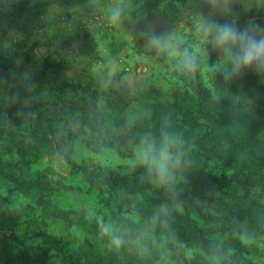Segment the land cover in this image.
Masks as SVG:
<instances>
[{"label":"trees","instance_id":"trees-1","mask_svg":"<svg viewBox=\"0 0 264 264\" xmlns=\"http://www.w3.org/2000/svg\"><path fill=\"white\" fill-rule=\"evenodd\" d=\"M58 1L0 0V19L27 39L31 21ZM195 1L204 8V0ZM36 45L18 60L0 42V264H160L162 252L143 248L146 234L167 237L174 264H264L241 241L264 238V83L255 74L225 83L211 72V87L197 57L194 73L177 69L169 93L156 90L161 97L138 114L136 91L124 77L91 73L101 55L88 34L53 35L34 53ZM162 131L186 140L184 170L168 186L143 168L131 173L77 161L85 151L127 155L142 137L159 143ZM246 153L257 158L248 173ZM52 157L104 196L111 216L103 220L121 229V249L101 237L100 219L50 210L57 189L39 165ZM216 163L226 168L215 171ZM18 194L30 203L13 207ZM50 215L73 239L49 230Z\"/></svg>","mask_w":264,"mask_h":264},{"label":"rangeland","instance_id":"rangeland-1","mask_svg":"<svg viewBox=\"0 0 264 264\" xmlns=\"http://www.w3.org/2000/svg\"><path fill=\"white\" fill-rule=\"evenodd\" d=\"M157 3L159 8H154L153 0H61L48 6L31 21L26 29L27 39L24 32L16 31V25L10 24L7 18H1V51L7 52L8 54H5L7 57L14 56L21 60L33 43L41 44L35 47L34 53H38L45 49L43 44L53 35L71 38L86 33L94 39L98 46V53L101 55L100 60L91 66V73L96 76L102 70H106L108 75L124 77L127 84L136 91L137 99L134 109L138 114H142L148 111L150 108L148 104L153 103L152 99L161 97L156 90L162 92L164 96L169 93L171 83L174 81L173 76L177 71L175 60L156 51L153 52L154 50L146 45L144 33L169 32L183 40L181 48L188 47L197 54L206 84L211 87L212 70L209 65L217 60L216 53L209 46L201 44L195 33L194 29L198 20L196 13L200 10L197 1L191 0L186 6H182L176 0H157ZM236 5L234 13L238 17L240 26H243L249 17H255L264 25L262 0H239ZM114 8L121 10V18L118 22L110 19V13ZM247 8L253 9L245 11ZM96 12L102 15L103 25H96L93 22ZM135 29L140 32L137 36L134 33ZM33 67L32 65L31 69ZM134 147L127 155H120L112 149L97 153L85 151L77 158V161L84 163L85 160H93L101 166L132 173L139 169L132 168L128 162ZM243 157L246 160L245 173H248L247 170L257 164L255 160L257 158L253 153H246ZM39 167L47 172L57 189L50 197L54 199L52 201L55 203V209L50 210L63 213L76 210L94 219L111 216L105 205L104 196L90 190L85 178L70 169L61 158L44 159ZM215 167V171L226 168L217 163ZM229 171L231 172L230 169ZM13 198L15 200L12 203L13 207L23 208L30 203L28 195L18 194ZM45 211L52 215L56 213ZM45 211H43L44 214ZM52 215L45 216L51 220L48 223L49 230L66 239H73V231L67 230L63 224L53 223L55 219L50 218ZM120 233L121 229L117 227L116 234ZM77 234L85 236L82 231ZM241 241L246 246L249 257L256 262L264 263V238L244 237ZM167 244L168 239L165 236L146 234L142 245H145L143 247L145 250L155 252L156 255L162 252V258L158 259L160 264H174ZM191 252L187 254V257ZM212 260L217 262L215 258Z\"/></svg>","mask_w":264,"mask_h":264},{"label":"clouds","instance_id":"clouds-1","mask_svg":"<svg viewBox=\"0 0 264 264\" xmlns=\"http://www.w3.org/2000/svg\"><path fill=\"white\" fill-rule=\"evenodd\" d=\"M239 0H204V8L197 11L195 33L203 45H207L217 55L210 64L213 79L222 77L225 83L242 79L246 73L255 74L264 83V25L255 17H249L240 26L234 7ZM264 2V0H262ZM253 8H247L250 11ZM211 13V14H209ZM235 17V18H233ZM121 10L114 8L110 19L118 22ZM145 43L158 54L175 60L176 67L182 72L194 73L197 68V54L179 37L169 32L144 33ZM185 138L179 131H162L159 145L156 138L142 137L135 144L129 165L143 168L160 186H168L184 170ZM100 235L107 238L110 249L118 250L124 246V239L116 234L111 223L101 218L98 221Z\"/></svg>","mask_w":264,"mask_h":264},{"label":"built area","instance_id":"built-area-1","mask_svg":"<svg viewBox=\"0 0 264 264\" xmlns=\"http://www.w3.org/2000/svg\"><path fill=\"white\" fill-rule=\"evenodd\" d=\"M93 22L96 25H103L104 24V22L102 21V15L99 12L94 13ZM108 25H111V24H108Z\"/></svg>","mask_w":264,"mask_h":264}]
</instances>
